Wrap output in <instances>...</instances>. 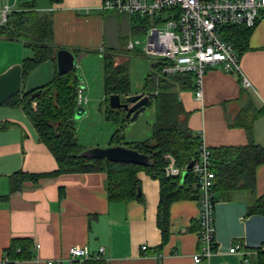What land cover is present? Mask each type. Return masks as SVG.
I'll use <instances>...</instances> for the list:
<instances>
[{
  "label": "crops",
  "instance_id": "crops-1",
  "mask_svg": "<svg viewBox=\"0 0 264 264\" xmlns=\"http://www.w3.org/2000/svg\"><path fill=\"white\" fill-rule=\"evenodd\" d=\"M23 1L0 0V12L6 5L10 11L17 10ZM28 1L49 14L55 46L74 55L81 107L88 100L84 95L90 94L83 63L91 55H101L132 39L138 20L103 12L101 0ZM247 43L244 51H235L251 87L242 85L239 74L215 64L204 74L201 100L195 99L191 88L178 92L188 114V128L212 151L229 149L221 155L226 161L235 159L237 148L250 143L264 146V18L252 28ZM0 46L5 50L0 72L31 55L30 51L26 55L28 49L20 41L0 39ZM54 72V62L44 61L28 74L23 91L46 84ZM56 167L24 112L0 106V264H6L4 254L11 240L20 238L31 241L33 254L16 264H58V260L69 264V248L74 246L87 247L91 256L103 247L101 257L107 264H256L257 253L264 249V216L248 213L249 204L264 194V163L255 167L254 192L237 187L215 192V248L208 259L198 263L192 260L199 252L197 201L180 199L170 204L168 235L162 242L156 220L159 182L142 171L137 173L140 200H108L106 174L101 171L28 180L9 191L13 174H42ZM235 245L239 251L229 253Z\"/></svg>",
  "mask_w": 264,
  "mask_h": 264
},
{
  "label": "trees",
  "instance_id": "trees-1",
  "mask_svg": "<svg viewBox=\"0 0 264 264\" xmlns=\"http://www.w3.org/2000/svg\"><path fill=\"white\" fill-rule=\"evenodd\" d=\"M61 0H49L51 4ZM35 2L24 0L17 10L10 11L6 23L0 27V39L20 41L24 48L31 52L21 62V91L11 97L5 105L20 108L32 123L38 140L50 151L56 161V169L42 174L17 172L9 179V191L19 189L23 182H37L42 177L55 176L63 173L96 172L106 174V193L108 200L127 201L140 200L137 194L139 180L137 173L142 171L159 182V203L157 206V226L161 231L162 242L168 235L169 207L173 201L180 199L197 200V190L192 187L193 178L190 170L186 175L166 176L165 166L171 156L178 167L189 163L196 156L201 138L187 126V113L179 99L180 90L193 89L190 73L161 75L159 69L163 63L152 62V70L146 76L143 92L149 96L148 106L153 102L155 119L150 137L132 145L124 142L123 132L129 122L122 109H111L108 97L118 94L122 98L131 94L128 59L125 48H108L102 52L103 93L104 99L100 111L105 119L111 121L115 130L110 137V146L124 145L136 149L149 156L146 166L133 163L113 162L107 159L87 158L81 155L86 149L78 143L74 113L78 104L79 77L75 69L67 73H58L56 69V52L59 50L53 43L52 24L49 14L35 8ZM137 26L132 34L144 30L147 19H137ZM252 28L227 26L222 37L230 42L237 53L247 48ZM121 46V47H123ZM62 49V48H61ZM124 51V52H122ZM136 54H142L138 50ZM46 60L54 62L53 78L39 88L23 91V84L28 74ZM40 95L31 98L34 91ZM250 133V126L246 125ZM211 150L212 170L215 173V192L224 188L249 189L254 192L255 167L264 163V146L249 144L235 149L234 160L221 159L223 153ZM188 165V164H187ZM6 198V196H3ZM248 213L264 216V194L255 197L248 206ZM32 243L29 239L11 240L5 250L6 264H16L32 257ZM69 264H107L103 258L90 256L82 262L73 261ZM264 264V249L257 253V263Z\"/></svg>",
  "mask_w": 264,
  "mask_h": 264
},
{
  "label": "built area",
  "instance_id": "built-area-1",
  "mask_svg": "<svg viewBox=\"0 0 264 264\" xmlns=\"http://www.w3.org/2000/svg\"><path fill=\"white\" fill-rule=\"evenodd\" d=\"M100 8L103 12L147 19L148 24L143 30L147 40L142 54L153 62L163 63L159 69L161 75L190 73L196 100L202 97L204 74L215 64L239 74L242 85L251 87L241 73L234 47L223 39L222 31L227 26L253 28L259 19L264 18V0H101ZM9 13L10 8L6 5L0 12V27L6 23ZM137 45L135 38L129 39L126 49L135 50ZM210 155L211 149L201 139L196 156L190 160V169L188 163L176 166L169 155L164 168L166 176H179L187 170L192 174V187L197 190L199 208V252L192 256L194 263L208 259L215 248V173ZM141 249L145 251L146 246ZM103 250V247L98 248L94 257L102 258ZM238 251L237 245L229 249L232 254ZM90 256L87 247L74 246L69 248L68 261L82 262ZM57 263L62 264V260Z\"/></svg>",
  "mask_w": 264,
  "mask_h": 264
},
{
  "label": "rangeland",
  "instance_id": "rangeland-1",
  "mask_svg": "<svg viewBox=\"0 0 264 264\" xmlns=\"http://www.w3.org/2000/svg\"><path fill=\"white\" fill-rule=\"evenodd\" d=\"M137 20L136 17H132ZM135 23L137 21H134ZM153 24V23H152ZM138 41L136 50L142 52L146 44V34L142 30L132 37ZM0 50V63L5 60L4 47ZM125 48L117 47L116 49ZM124 52V51H122ZM135 51L124 52L125 58L128 59L130 89L132 93H142L146 76L153 69L151 67L152 60L143 54H136ZM29 50L26 55H29ZM25 55V56H26ZM23 58L21 56L20 60ZM85 74L90 83V94L84 95L86 102L83 100L81 108L85 113L78 119L74 118L78 143L85 148L100 147L105 148L110 146V137L112 136L115 126L111 121L105 119L100 111V106L103 98V63L101 55H91L86 62ZM1 73V72H0ZM83 98V99H85ZM155 119V108L153 102L145 106L138 117L129 121L124 129V142L127 145H132L141 141L147 140L152 131V124Z\"/></svg>",
  "mask_w": 264,
  "mask_h": 264
},
{
  "label": "water",
  "instance_id": "water-1",
  "mask_svg": "<svg viewBox=\"0 0 264 264\" xmlns=\"http://www.w3.org/2000/svg\"><path fill=\"white\" fill-rule=\"evenodd\" d=\"M56 69L58 73H67L75 69V58L68 49H59L56 52ZM21 91V65L20 63L12 64L0 73V106L4 105L11 97ZM41 91L36 90L32 93L31 98L40 95ZM149 102V96L144 93H131L123 98L118 94H111L108 97V105L111 109H122L125 117L129 121L135 120L143 111L145 105ZM85 111L80 107L79 102L76 106L74 118L78 119ZM82 156L95 159H107L113 162L133 163L146 166L149 156L140 153L136 149L124 145H113L105 148L94 147L86 148ZM189 162L187 168H191ZM186 172L182 173V177ZM137 194H140V187L137 188Z\"/></svg>",
  "mask_w": 264,
  "mask_h": 264
}]
</instances>
